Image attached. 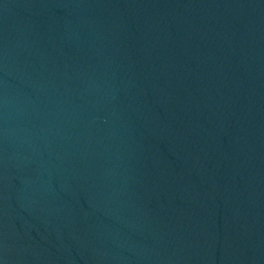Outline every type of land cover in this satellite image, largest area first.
<instances>
[{"label":"water","instance_id":"95a60500","mask_svg":"<svg viewBox=\"0 0 264 264\" xmlns=\"http://www.w3.org/2000/svg\"><path fill=\"white\" fill-rule=\"evenodd\" d=\"M0 264H264V0H0Z\"/></svg>","mask_w":264,"mask_h":264}]
</instances>
